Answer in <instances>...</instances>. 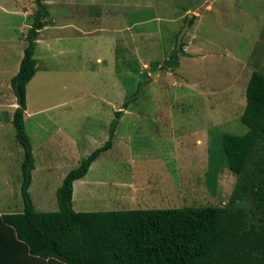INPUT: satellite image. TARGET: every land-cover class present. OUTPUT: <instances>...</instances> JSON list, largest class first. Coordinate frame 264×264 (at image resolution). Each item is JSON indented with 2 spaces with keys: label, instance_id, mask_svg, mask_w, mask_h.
Masks as SVG:
<instances>
[{
  "label": "rangeland",
  "instance_id": "1",
  "mask_svg": "<svg viewBox=\"0 0 264 264\" xmlns=\"http://www.w3.org/2000/svg\"><path fill=\"white\" fill-rule=\"evenodd\" d=\"M197 1H43L49 26L35 48L37 70L26 86L24 113L37 211L58 210L61 175L104 144L118 111L114 150L93 164L84 179L87 206L80 197L74 210L253 209L252 182L228 169L221 140L246 131L239 120L245 87L252 71L264 75V0H207L183 35L178 64L167 69L175 35ZM34 13V0H0V169L9 166L13 181L6 194L0 186V211L15 213L23 203L16 189L23 151L11 123L16 101L10 79ZM101 181L132 182L144 192L129 206H117L99 197Z\"/></svg>",
  "mask_w": 264,
  "mask_h": 264
},
{
  "label": "trees",
  "instance_id": "2",
  "mask_svg": "<svg viewBox=\"0 0 264 264\" xmlns=\"http://www.w3.org/2000/svg\"><path fill=\"white\" fill-rule=\"evenodd\" d=\"M43 1L34 0L35 13L25 34L26 45L19 69L10 79L16 101L11 123L23 151L20 163L23 211L0 215V225L13 234L31 257L61 264H264V157L260 156L264 152V75L258 71L251 72L245 87V105L239 120L246 131L225 133L221 140L228 169L240 181L252 182L249 195L253 209L226 205L74 211L73 182L85 177L91 164L111 149L122 114L118 111L104 144L63 178L55 192L58 210H35L28 191L35 167L34 156L25 130L24 113L26 86L37 70L36 42L48 17ZM188 19L191 27L195 16L188 18L187 15L184 24ZM172 54L173 51L170 59ZM136 96L137 93L133 94L124 106L128 101H135ZM240 186L246 190L243 184Z\"/></svg>",
  "mask_w": 264,
  "mask_h": 264
},
{
  "label": "crops",
  "instance_id": "3",
  "mask_svg": "<svg viewBox=\"0 0 264 264\" xmlns=\"http://www.w3.org/2000/svg\"><path fill=\"white\" fill-rule=\"evenodd\" d=\"M48 26L47 27L45 26L43 29H45V30L48 29ZM43 29L39 32L40 34L38 36V39L40 38V35L42 34ZM38 39H37L36 45L38 44V41H39ZM22 55H23V52L21 54V58H22ZM97 61H99V58L97 59ZM160 70L162 71V69H160ZM114 137H115V135H114ZM114 147H115V143L113 142L111 149L102 153L96 159V161H94L91 164L88 173L90 172V169L92 168L93 164L95 162H97L99 159H101L102 155L107 154V153H111V151L114 150ZM68 151L71 153L70 150H68ZM33 156H34V154H33ZM34 165H35V167H34V170L32 171V181H31V185H30L29 190H28L29 195H30L31 187L34 184V174L36 171L35 159H34ZM9 170H10L9 166L7 169L6 168L0 169V186H1V192L4 194H6V192H8L9 187H10V183L12 181V180H10V171ZM88 173L86 174V176L88 175ZM66 174L67 173H63L61 175V180H63V178L65 177ZM86 176L80 180H76L73 182V191H72V208H73V210L75 208V203L79 202L80 197L82 198V201H85V203H86L85 205L87 206V202H86L87 184H86V181L84 180L86 178ZM45 179L46 178H44V179L41 178L39 180V183H40L39 188L43 187V181ZM12 183H13V181H12ZM20 183H21V181H19L18 185H16V189L18 190L19 195H20ZM61 183H60V185H61ZM97 184L102 189L98 193L100 195L99 197L106 196L108 199L113 200L112 204H116L117 206H129V204H132V197L134 195H136L139 192H144V189H141L142 187L134 189V184H132V182H127L125 184L121 183L122 186H118V184L115 181H111V182L110 181H101V182H98ZM109 186L114 187L115 189L120 188V191L110 192L107 190V188ZM126 189H128L129 191H127ZM9 191L11 192V189ZM32 202H33L35 210L37 211L36 206H35V202L33 200H32ZM39 204H41V205L45 204L44 199H40ZM112 204L108 203L106 206H116V205H112ZM78 207H81V205L78 206V204H77V208ZM124 210H126V209H124ZM22 211H23V203H22L21 212ZM74 211H76V210H74ZM104 211H117V210H109L108 209V210H104ZM21 212H18V213H21ZM11 213H15V209L10 210L9 207H7L6 210L4 209V210L0 211V215L11 214ZM0 264H61V263H59L57 261L42 260L39 258L31 257L15 241L13 234L9 230H7L4 226L0 225Z\"/></svg>",
  "mask_w": 264,
  "mask_h": 264
},
{
  "label": "water",
  "instance_id": "4",
  "mask_svg": "<svg viewBox=\"0 0 264 264\" xmlns=\"http://www.w3.org/2000/svg\"><path fill=\"white\" fill-rule=\"evenodd\" d=\"M207 0H198L196 3H194L191 8L189 9V12H188V18H191L195 12L201 7L204 5V3L206 2ZM189 26V19L185 22L183 28L181 29V31L179 32L178 36H177V42H176V47L173 51V54H172V57H171V60L165 65V67L167 69H171L177 62V56H178V53H179V49H180V44H181V41H182V38H183V35L184 33L186 32L187 28ZM161 72L160 69L158 70H155L151 76H154L156 75L157 73Z\"/></svg>",
  "mask_w": 264,
  "mask_h": 264
}]
</instances>
